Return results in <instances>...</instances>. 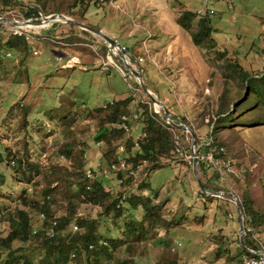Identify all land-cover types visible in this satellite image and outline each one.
<instances>
[{"label": "rangeland", "instance_id": "obj_1", "mask_svg": "<svg viewBox=\"0 0 264 264\" xmlns=\"http://www.w3.org/2000/svg\"><path fill=\"white\" fill-rule=\"evenodd\" d=\"M63 1L66 6L71 0ZM89 2L82 19L64 14L103 28L116 37L128 51L131 63L136 68L142 67L149 88L163 100L173 118L182 116L193 128L198 149L205 151L211 144L215 150L223 149L226 159L230 158L229 166L234 171L225 172V181L208 166L199 171L201 180L218 185L220 190L233 191L238 198L248 190L264 210V0ZM209 8L214 12L210 13ZM184 9L197 13L189 28L176 21ZM1 10L0 4V16L27 18L18 8ZM75 10L79 11L80 5ZM203 16L212 27V38L206 37L195 45L191 32L198 28ZM14 29L12 24L0 21V54L10 52L9 56L0 55V151L4 154L11 150L41 163L48 156L51 162L64 164L65 158L59 156L61 146L73 143L81 146L85 141L89 162L95 166L104 164L100 161L102 142L95 144L101 113L97 109L121 97L128 98L131 108L137 100L149 98L130 87V84L135 87L134 77L113 63L119 62V56L116 58L100 35L81 31L61 33L60 27L48 23L27 26L23 29L45 37L29 39L26 52L18 53L2 46ZM70 36L77 38L71 40ZM61 52L77 54L86 69L60 68L61 61L55 55ZM108 55L113 62L104 65ZM139 56L142 60L134 62ZM239 68L251 75L243 79ZM164 94L169 98L167 101L162 98ZM146 104L163 119L153 111L152 103ZM221 110L225 112L219 114ZM71 112H76L74 119ZM64 114L69 115L65 120L61 119ZM133 126L143 128L140 116ZM213 127L218 129L214 134ZM175 133L179 150L163 155L162 166L149 171V193L154 195L155 191L154 200L164 205L159 226L145 238L130 237L124 231L126 227L121 225L128 216L117 220L99 216V205L80 199L76 189L65 188L61 175H55L60 186L54 189L51 204L57 214L66 209L65 199L71 196L77 199V211L82 216L98 218L97 228L103 239H120L110 247V256L104 257L106 263H102L120 264L126 260L128 264H241L243 251L234 200L227 195H206L200 191L192 172V157L188 156L191 135L186 130ZM9 164L8 159L0 158L1 210L25 207L19 196L21 189L27 186L34 195H40L50 178L38 175L37 182L24 184ZM132 212L136 218H142L139 210ZM32 216L35 226L38 225V213L32 211ZM246 226L251 227L250 238L264 247V222L257 226L248 222ZM4 227L3 233L7 226ZM12 245L26 246L35 260L44 252L34 243L14 240ZM67 264L85 262L69 258Z\"/></svg>", "mask_w": 264, "mask_h": 264}, {"label": "trees", "instance_id": "obj_2", "mask_svg": "<svg viewBox=\"0 0 264 264\" xmlns=\"http://www.w3.org/2000/svg\"><path fill=\"white\" fill-rule=\"evenodd\" d=\"M28 1L24 3L22 0H0L1 11L7 10L8 8H18L23 17L37 16L38 9L36 6L30 4ZM33 3L39 5L41 10L45 13H66L73 15L79 19L84 18L85 12L89 8V0H71L63 4V0H34ZM94 3V2H93ZM80 5V10H75ZM197 15V13L190 9H184L177 17L176 21L184 28H189L191 20ZM52 26L60 27L61 33L69 31L71 34L76 31H81L83 34H91L90 31L80 28L74 23H52ZM212 27L209 25L207 17L203 16L199 20L198 28L191 32V39L195 45H200L201 42L206 38L211 37ZM42 36L37 35V38ZM45 37V36H44ZM36 38V39H37ZM76 36H70V39H75ZM213 41V40H212ZM28 38L25 34L10 33L6 40L2 42V46L5 49L16 51L18 53H25L28 48ZM105 47V46H104ZM106 48V47H105ZM140 66V65H139ZM141 67V66H140ZM142 68V67H141ZM239 75L244 79L251 75L249 71L238 69ZM258 73V72H257ZM135 88L138 91H142L135 82ZM147 87L150 84L145 80ZM128 98L121 97L119 99H113V102L108 104L106 107L98 108L99 121H98V133L96 134L97 140L102 141V157L101 163H106L110 160L117 158L115 153V145L120 139H124L126 136L125 129L122 127L120 115L123 112H127L130 109L139 111L140 121L143 123V129L146 131V135L141 139L138 148L133 150V141L131 137L125 139L127 151L130 158L136 162L147 159L145 167L152 170L154 168L162 166L161 157L165 154H170L174 149V142L172 139L173 132L184 131L180 128L172 127L167 124L159 116H156L149 109L148 104L151 106L150 100L139 99L134 107H129ZM101 107V106H100ZM221 110L219 114L224 113ZM76 112H71V119H74ZM69 115L64 114L61 119H66ZM182 117V116H180ZM183 118V117H182ZM188 124V123H187ZM218 129L213 127L211 132L213 134ZM87 142L83 141L80 145L74 143L70 146L63 144L59 149L60 155L65 158L64 164L59 162H51L47 156L46 162H37L31 158L18 156L15 152L8 150L6 153L0 151V158L8 159V163L12 172L16 173V177L20 178L22 183L30 184L37 182L35 176L42 175L44 179L46 176L48 184H45L41 190L40 195H34L30 192V187L24 186L20 192V198L24 203L25 207H17L14 210H8L5 208L2 210V220L6 222V231L3 233L0 228V264H67L70 257V253L75 251L77 253L74 260L79 262L92 260L95 264H104L106 259L109 257L112 245L120 240L119 238H109V241L102 238L97 228V217L82 216L77 211V199L69 197L65 199V210L60 214H57L52 208V202H54L55 195H52L54 189L58 188L60 184L57 183V176L61 175L62 180L65 183V188L72 190L76 189L78 197L86 202L97 204L101 207L99 216L107 217L110 216L114 220L120 219L123 216H128L129 219L122 222V226H125L124 231L128 232L130 237H146L150 231H155L158 222L163 218L162 207L164 202H158L154 200V195H144L143 193L130 192L124 195V190L118 188L113 191H106V178L100 175H94L88 177L85 173V166L89 162L84 157L86 151ZM208 148V149H207ZM206 149L211 150L216 157L226 159V154L223 149H214L210 144ZM222 148V147H221ZM205 150V151H207ZM135 152L134 156H131L132 152ZM200 151V150H199ZM4 155V156H3ZM50 155V154H48ZM200 172H203L204 166L202 161L198 162ZM209 169L211 167H208ZM224 174L227 172L225 166ZM213 173L219 177L217 169L213 168ZM202 174V173H201ZM0 175L3 174L0 173ZM54 176V177H53ZM131 176L126 178L127 182H130ZM56 181L55 184H51L52 181ZM221 180V179H220ZM204 184L208 187L218 189L219 186L216 184H210L204 181ZM58 185V186H57ZM126 182L123 183V186ZM138 190L147 188L150 191V182L142 180L137 184ZM222 187V186H220ZM226 189V187H223ZM154 196V197H153ZM239 200L243 207L245 214V223L250 222L251 225L257 226L264 221V210H261L256 203V200L250 195L248 190H244L239 196ZM29 207L30 210H28ZM1 209V208H0ZM133 211L139 210L141 212V219L136 218ZM32 211L38 213L40 223L35 226L32 216ZM40 213H44L45 217L41 218ZM56 218L57 225L56 232L53 236L47 234V226L50 224V220ZM73 223L78 224V229L73 230ZM70 226V230H66V227ZM4 227V228H5ZM35 229V232L33 231ZM250 231H245L244 242L245 244L253 249H259L263 247L258 246L252 238H250ZM19 240L20 242L34 243L43 249V254L34 259V256L27 251L26 246L13 247L12 242ZM122 240H124L122 238ZM92 243L94 247L89 249V244ZM110 249V250H109ZM241 250L246 252L241 246ZM82 260V261H81ZM120 264H128L126 260H122Z\"/></svg>", "mask_w": 264, "mask_h": 264}, {"label": "built area", "instance_id": "obj_3", "mask_svg": "<svg viewBox=\"0 0 264 264\" xmlns=\"http://www.w3.org/2000/svg\"><path fill=\"white\" fill-rule=\"evenodd\" d=\"M209 12L213 13L214 10L212 8H209ZM24 27H27V26H21V27L15 26L14 33L25 34L28 40L32 38H37L38 34L37 35L31 34L30 32L24 30L23 29ZM40 36L44 37V35H40ZM33 53H37V50L33 49ZM0 55L1 57L9 56L10 52L6 51L4 53H1ZM55 57L59 61H61L60 68L62 69L73 68L76 66L86 69V66L82 64V60L77 54L68 55L65 52H61L60 54L56 53ZM108 57H109L108 61H103L104 65L109 61L113 62L111 55H108ZM137 60L134 62L139 63L142 60V57L139 56ZM113 63L118 65V67L122 68L118 62H113ZM139 68L142 70L140 66ZM130 87L137 89L133 87V85L131 84H130ZM112 102L113 100H109L108 102L101 104V107H106L108 104ZM139 116L140 114L135 109H130L127 112H123L120 115L121 124H122V127L125 129L126 136L124 139L118 140V142L115 145V153L117 156L116 159L110 160L98 166H95L97 164L93 165L91 162H88L85 166V173L88 177H93L94 175H100L106 178V186H105L106 191H113V190L120 188L124 190V195L129 194L130 192L143 193L144 195H149L147 188H142L141 190H138V187H137V184L140 181L147 180L148 178L149 169L145 167L147 164V159L143 158L142 160H139L138 162H136L133 158L131 159L127 151V146H126V141H125L127 137H131L133 141L132 148L133 150H135V148L139 147L141 139L146 135V131L143 128L135 129L133 126L134 123L138 120ZM172 127L173 126L170 125L168 128L171 129ZM172 139L174 142V149L179 150L180 143H179V140L177 139V135L175 132H173ZM101 142H102L101 140H97L95 144L100 145ZM199 150L200 149H198L197 151L198 162L202 161L206 166L217 169L221 180L225 181V174H224L223 166H225L227 170L234 171V169H232L229 166V160H224L220 157H216L215 154L211 150H207V151H199ZM135 153L136 151L135 152L133 151L131 153V156H134ZM188 156L191 157V155H188ZM84 157L85 158L88 157L87 152H84ZM129 176H131L132 179L130 182H127L126 178ZM124 182H126L125 186H123ZM40 217L44 218L45 217L44 213H40ZM56 225H57L56 218H52L50 220V224L47 226V234L49 236H53L55 234ZM3 226H5V221L2 220V210L0 209V228H2ZM72 228L73 230H77L78 224L73 223ZM33 231L35 232V229ZM245 231H251V227L246 226ZM93 247L94 245L90 243L89 249H92ZM257 250L258 251L253 252V253L243 252L242 255L240 256L241 264H264V247H261ZM76 256H77V253L75 251H72L70 253L71 258H76ZM85 264H95V262H93L92 260H87L85 261Z\"/></svg>", "mask_w": 264, "mask_h": 264}, {"label": "water", "instance_id": "obj_4", "mask_svg": "<svg viewBox=\"0 0 264 264\" xmlns=\"http://www.w3.org/2000/svg\"><path fill=\"white\" fill-rule=\"evenodd\" d=\"M24 3V0H22ZM33 6H36L38 9V15L37 16H30L27 18H15L11 16H6V15H1L0 16V21H5L13 26H26V25H39V24H44L48 25L52 24L53 22H60V23H74L80 28L86 29L92 33L100 35L102 38H104L106 45L108 46L107 42L112 43L115 48L117 49V52L119 54V57L117 60L119 61L118 63L122 68L127 70L135 79L137 84L139 85L140 89L142 92L150 99V102L152 103L153 111L156 113H159L162 118L172 125L175 128H180L188 131L191 135V141H190V148H191V157H192V172L193 175L196 179V182L198 184V187L200 191L204 194H210V195H227L230 196L235 204H236V209H237V219H238V236H239V243L240 245L245 249V251L253 253L258 251L257 249H253L248 247L245 242H244V231H245V220H244V212H243V207L241 205V202L237 195L230 190H220V189H215L208 187L204 184V182L201 180L199 171H198V157H197V151H198V145H197V136L195 131L193 130L192 127H190L186 122H184L178 115L173 118V113L169 110V108L165 105L163 100L157 96L150 88L147 87L145 83V78L142 73V70L139 67H135L131 63V57L126 50L125 46L122 45L116 37H113L109 35L103 28L96 27L92 24L86 23L84 21L78 20L74 17H71L69 15H66L64 13H57V12H52L45 14L41 8L39 7L38 4L36 3H30ZM153 105H158L160 107L159 112L155 110Z\"/></svg>", "mask_w": 264, "mask_h": 264}, {"label": "bare ground", "instance_id": "obj_5", "mask_svg": "<svg viewBox=\"0 0 264 264\" xmlns=\"http://www.w3.org/2000/svg\"><path fill=\"white\" fill-rule=\"evenodd\" d=\"M26 26H33V27H37V26H41V24H39V25H26ZM107 44H108V46L110 47V50L116 55V57H118L119 56V54H118V52H117V49L115 48V46L112 44V43H110V42H107ZM112 48V49H111ZM118 55V56H117ZM156 106V108L157 109H160V107L158 106V105H155Z\"/></svg>", "mask_w": 264, "mask_h": 264}, {"label": "crops", "instance_id": "obj_6", "mask_svg": "<svg viewBox=\"0 0 264 264\" xmlns=\"http://www.w3.org/2000/svg\"><path fill=\"white\" fill-rule=\"evenodd\" d=\"M106 32V31H105ZM170 47H173L172 45L170 46ZM142 73H143V70H142ZM144 75V74H143ZM168 75H165V77H167ZM144 77H146L145 75H144ZM157 91V90H156ZM165 101H167L169 98H168V96L166 95V94H164V96L162 97Z\"/></svg>", "mask_w": 264, "mask_h": 264}]
</instances>
